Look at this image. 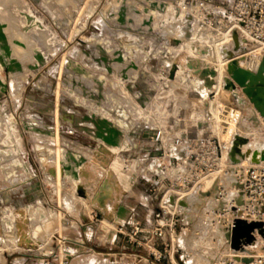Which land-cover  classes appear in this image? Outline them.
<instances>
[{
	"label": "rangeland",
	"instance_id": "1",
	"mask_svg": "<svg viewBox=\"0 0 264 264\" xmlns=\"http://www.w3.org/2000/svg\"><path fill=\"white\" fill-rule=\"evenodd\" d=\"M182 5L0 0V264H41L62 237L76 241L71 264H138L132 254L153 259L159 251L154 264H182V250L171 257L158 239L159 251L147 242L154 221L140 219L142 232L129 236L136 221L125 220L132 207L144 213L143 196L170 186L160 181L164 168L151 170L144 157L161 156L156 137L191 131L197 150L201 139L221 138L216 109L232 105L244 117L230 128L235 165L246 163L238 161L240 138L264 147L246 122L251 99L235 87L241 101L229 100L225 88L226 79L235 83L222 60L232 47L226 29L189 20ZM187 63L215 69L210 85ZM205 193L204 186L180 192L195 211L211 207ZM201 243L188 247L193 264Z\"/></svg>",
	"mask_w": 264,
	"mask_h": 264
},
{
	"label": "built area",
	"instance_id": "2",
	"mask_svg": "<svg viewBox=\"0 0 264 264\" xmlns=\"http://www.w3.org/2000/svg\"><path fill=\"white\" fill-rule=\"evenodd\" d=\"M182 4L189 20L216 24L227 34L235 27L242 50L239 55L255 61L254 67L245 70L258 72L264 60V0H182ZM232 84L243 89L236 82ZM246 105L251 110L247 111L246 122L255 124V135L264 142V109L259 110L252 100ZM243 120L240 106L219 105L215 121L221 138L216 135L217 142L211 141L213 137L201 139L197 150L191 131L184 138L171 134L156 137L163 145L161 156L147 152L144 157L149 159L151 170L164 168L160 181L166 180L170 186L164 183L166 190L161 195L148 193L138 201L144 213L134 207L127 212L125 220L136 221L131 223L129 236L142 232L139 220L148 219L154 221L147 240L153 251L162 249L174 257L176 251L182 250V264H193L189 263L187 250L195 240L203 242L199 248L200 264H264V232L258 227L260 223L264 225V150L256 163L237 166L232 161L236 133L230 128ZM248 133L249 137L254 135ZM124 162L126 167L131 165L129 159ZM147 180V184H154L150 177ZM200 186L206 190L204 199L212 201L210 208L195 211L190 202L180 203L182 190ZM122 190L128 192L123 185ZM180 219H184L183 227L177 230ZM191 220L196 222L190 224ZM116 232L124 234L123 225ZM155 239L159 240L160 249ZM60 242L62 246L58 244L55 252L53 248L44 255L41 264H71L68 256L73 254L71 244L76 241L62 237ZM132 255L138 264H154L162 256L160 251L158 256L153 254V259Z\"/></svg>",
	"mask_w": 264,
	"mask_h": 264
},
{
	"label": "bare ground",
	"instance_id": "3",
	"mask_svg": "<svg viewBox=\"0 0 264 264\" xmlns=\"http://www.w3.org/2000/svg\"><path fill=\"white\" fill-rule=\"evenodd\" d=\"M236 28L234 27L232 30H231V32L233 31V30H235ZM225 36H226V42H228V41H231V42H229V43H231L232 44V47L229 49V51H231V53L232 54H230L229 56H225L222 60L223 61H227V63H228V68L230 67V65L231 64H233V62L235 61V60H237L238 61V64L241 66V67H243L244 69H251L252 67H254V65H255V61L254 60H252V58H250L249 56H246V55H244V54H241V55H239L240 53H241V51H240V49H241V46H240V48L239 49H233V39H232V36L230 37L229 35H231V33L230 34H227V32L224 34ZM248 55V54H247ZM242 57V58H241ZM221 60V63L223 62ZM252 60V61H251ZM221 65V64H220ZM212 69V68H211ZM215 70V69H214ZM250 75L249 74H245L244 76H242V77H244L245 79H246V82H249L250 81V77H249ZM174 77V74H173V76L172 77H170L171 79ZM226 82H225V88L229 91V100H237V101H241V99H240V95H238L237 94V92H236V89H235V87L233 86V81L231 80H228V79H226L225 80ZM254 85H253V87H254V89H252V91H251V93H250V96H248L250 99L252 98V97H254V98H256V99H259V100H264V78H262L261 80H258V81H256V82H254L253 83ZM214 88H215V91H216V93L218 94L219 93V91H220V89H219V76L217 77V83L214 85ZM246 140V138L245 137H242V138H240V140H239V143L241 144V146H242V149H241V146H240V149H241V151H245V154L242 156L241 154H238V155H240L241 156V159H239L238 161L240 162H246V163H248V162H252V163H256L257 161H258V158L260 157V154L263 152V150H264V147L263 146H249V144L248 143H243L244 141ZM241 151H240V153H241ZM240 156H238V157H240ZM246 163H244V164H242V165H245ZM258 227L260 228V230H261V233H263L264 232V225H262V223H260L259 225H258ZM260 240V239H259ZM201 245V244H200ZM201 257V256H200ZM199 256H195L194 258H195V263L196 264H200V262H201V258H200ZM189 258H190V256H189ZM188 258V259H189ZM190 259H189V263H190Z\"/></svg>",
	"mask_w": 264,
	"mask_h": 264
},
{
	"label": "water",
	"instance_id": "4",
	"mask_svg": "<svg viewBox=\"0 0 264 264\" xmlns=\"http://www.w3.org/2000/svg\"><path fill=\"white\" fill-rule=\"evenodd\" d=\"M231 36L233 39V49H239L240 48V42H239V38H238V34H237V30H233L231 32ZM224 54L226 56H229L231 53V51H229L228 49H226V51L224 52ZM194 64L193 63H187L188 68H192L195 69L194 72L197 73V75L199 76V78L203 81V84L208 86L211 83V77H213L215 75V70L211 69L209 67H199V66H195L194 68L192 67ZM230 73H232L233 75V79L234 81L243 87V91L245 93H247L248 96H250V93L252 91V89H254L253 87V83L261 80L262 78H264V60L260 65V68L258 70V72L256 74H252L250 72H248L245 69H242L239 65L237 60H235L233 62V64L230 65L229 70ZM174 74V67L170 70L169 72V77H172ZM245 74H249L250 76V81L246 82V79L242 76H244ZM251 100L254 102L255 106L259 109V110H263L264 109V100H259L256 99L254 97L251 98ZM181 204H186L185 200H182L180 202Z\"/></svg>",
	"mask_w": 264,
	"mask_h": 264
},
{
	"label": "crops",
	"instance_id": "5",
	"mask_svg": "<svg viewBox=\"0 0 264 264\" xmlns=\"http://www.w3.org/2000/svg\"><path fill=\"white\" fill-rule=\"evenodd\" d=\"M104 215H105V218L110 219V215L109 214H104Z\"/></svg>",
	"mask_w": 264,
	"mask_h": 264
}]
</instances>
